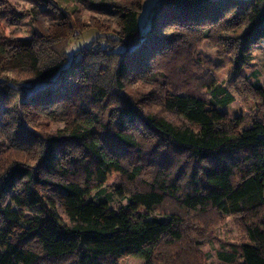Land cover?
I'll list each match as a JSON object with an SVG mask.
<instances>
[{
  "label": "trees",
  "instance_id": "1",
  "mask_svg": "<svg viewBox=\"0 0 264 264\" xmlns=\"http://www.w3.org/2000/svg\"><path fill=\"white\" fill-rule=\"evenodd\" d=\"M148 1L91 3L99 14L122 20L120 35L97 36L69 57L68 41L58 49L57 41L34 33L35 70L0 69V231L15 220L4 203L16 187H44L78 203L61 221L40 199L31 207L37 224L0 239V264H116L122 256L143 264H208L211 254L202 247L216 242L213 212L232 217L242 233L238 243L217 240L215 259L264 264V119L238 135L213 129L206 103L223 109L234 97L211 83L206 102L201 94L175 93L176 114L198 119L195 128L161 109L166 91L189 83L175 77L188 69L178 62L193 44L212 42L235 66L246 62L264 39V0H154L144 20ZM30 93L46 95L71 128L31 129L24 109ZM244 93L264 107L256 79ZM104 168L124 169L110 191L101 185ZM114 195L127 208L165 206L167 218L121 212L101 220Z\"/></svg>",
  "mask_w": 264,
  "mask_h": 264
},
{
  "label": "rangeland",
  "instance_id": "2",
  "mask_svg": "<svg viewBox=\"0 0 264 264\" xmlns=\"http://www.w3.org/2000/svg\"><path fill=\"white\" fill-rule=\"evenodd\" d=\"M118 0H5L0 1V69L9 70L27 67L34 71V57L29 47V39L37 33L40 40L56 42L60 49L65 41H68L67 52L69 57L82 49L97 36L117 37L121 34L122 20H115L108 15L99 14L90 8V4H103ZM121 1V0H120ZM154 0H149L145 10L142 11V19L147 20L150 6ZM60 11L63 13H60ZM60 47V48H59ZM185 51V58L179 60L188 68L179 70L178 76H187L188 84L180 81L176 91H166L163 94V112L166 118L174 122H180L192 128L199 123L198 119H183L176 114L175 93H195L207 96L206 88L210 85L221 84L234 97V101L223 109L213 108L206 103V116L213 129L223 128L238 135L253 122L264 119V107L261 102L251 99L245 92L246 84L253 82L264 87V39L256 42L249 52V58L242 65L235 66L230 55L222 54L219 48L212 42H200L193 44ZM11 76V72L4 73ZM182 78V77H181ZM94 95L102 93L93 89ZM29 106H24L28 112V124L36 131L51 132L56 129H70L71 126L60 119V113L51 104L46 95L29 94ZM124 169L107 171L104 168L100 174L101 185L114 188L122 182ZM31 191L28 186L16 187L5 199V205L15 212V220L0 231V239L19 236L26 232L28 227L37 224V214L32 206L37 205L40 199L44 201L55 217L63 221V214L78 206L70 196L58 193L50 196L46 188L36 186ZM94 195L89 191L82 195L81 201H88ZM225 206L230 204L224 201ZM165 206L156 210L145 203H139L132 208H127L126 200L118 199L115 195L101 214V220H106L114 214L128 212L129 214L143 213L149 218H167ZM212 225V237L216 240L213 244H204L203 251L210 252L208 264H220L214 257V251L218 247L217 240L238 243L242 241L241 231L234 225L232 217H223L216 213L209 214ZM116 264H143L142 260L131 256H122L116 260Z\"/></svg>",
  "mask_w": 264,
  "mask_h": 264
}]
</instances>
